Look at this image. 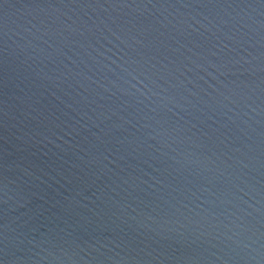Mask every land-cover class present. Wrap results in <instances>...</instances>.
Segmentation results:
<instances>
[{
	"label": "water",
	"instance_id": "1",
	"mask_svg": "<svg viewBox=\"0 0 264 264\" xmlns=\"http://www.w3.org/2000/svg\"><path fill=\"white\" fill-rule=\"evenodd\" d=\"M2 264H264V0H0Z\"/></svg>",
	"mask_w": 264,
	"mask_h": 264
},
{
	"label": "snow or ice",
	"instance_id": "2",
	"mask_svg": "<svg viewBox=\"0 0 264 264\" xmlns=\"http://www.w3.org/2000/svg\"><path fill=\"white\" fill-rule=\"evenodd\" d=\"M0 264H2V261H0Z\"/></svg>",
	"mask_w": 264,
	"mask_h": 264
}]
</instances>
